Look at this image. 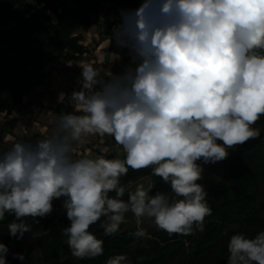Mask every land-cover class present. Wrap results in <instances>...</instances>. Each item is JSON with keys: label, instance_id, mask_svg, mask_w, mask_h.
Instances as JSON below:
<instances>
[{"label": "clouds", "instance_id": "9594fccd", "mask_svg": "<svg viewBox=\"0 0 264 264\" xmlns=\"http://www.w3.org/2000/svg\"><path fill=\"white\" fill-rule=\"evenodd\" d=\"M120 17L112 39L128 50L123 71L102 75L82 63L78 87L58 93L73 111L50 110V134L0 152V221L14 216L8 232L16 240L32 230L26 218L39 223L61 198L71 222L63 235L80 259L104 252L91 225L102 221L104 235H115L129 212L136 238L147 235L145 218L169 235L203 232L212 215L198 183L204 165L261 135L253 125L264 115V0H144ZM93 136L112 137L124 158L88 154ZM145 168L174 195L137 184L124 199L121 177ZM227 247V264H264V231L254 238L237 232ZM9 252L0 242V264ZM106 264L131 262L118 254Z\"/></svg>", "mask_w": 264, "mask_h": 264}, {"label": "trees", "instance_id": "16d2710c", "mask_svg": "<svg viewBox=\"0 0 264 264\" xmlns=\"http://www.w3.org/2000/svg\"><path fill=\"white\" fill-rule=\"evenodd\" d=\"M67 1L0 0V30L13 22L6 32L0 31V114L5 118L0 127V152L22 140L15 134L20 118L12 114L26 102L34 88L41 86L50 73L58 69L53 63L79 61L87 53L89 47L84 43L85 35L79 30L92 25V15H99L108 5V13L114 19L108 24L107 32L112 35L121 20L120 10H135L139 2H144L75 0V6L67 9ZM253 127L261 130L259 138L237 146L223 178L205 185L212 215L205 218L203 232L194 229L190 235H169L156 228L147 232L148 244L143 246L137 244L142 238L130 235L137 230V225L127 226L125 219L118 233L107 236L100 227L101 221L91 225L89 230L103 240V255L63 259L62 250L67 240L63 229L71 222L61 198L53 202V212L46 218H39V223L26 218V223L32 227L26 234H40L38 253L44 259L42 264H106L109 258L127 253L131 264H227V246L233 234L242 232L254 238L258 232L264 231V115ZM5 133L12 136V141H4ZM109 144L117 145L112 137ZM115 157L120 158L115 151L108 156ZM149 175L155 179L150 194L159 191L174 195L170 185L153 175L151 168L129 169L120 182L126 188ZM130 215L129 212L126 217ZM13 221L14 216L8 214L0 221V242L10 249L8 264H36V253L31 249L25 252L22 241L10 237L8 224ZM15 253H23L25 260L14 258Z\"/></svg>", "mask_w": 264, "mask_h": 264}, {"label": "rangeland", "instance_id": "374dc122", "mask_svg": "<svg viewBox=\"0 0 264 264\" xmlns=\"http://www.w3.org/2000/svg\"><path fill=\"white\" fill-rule=\"evenodd\" d=\"M142 3L143 2L138 3L137 9L141 6ZM75 4H76L75 0H68L65 4V7L68 9L70 7L75 6ZM54 18H56V17L54 16ZM91 18L93 21L92 25H90V27H88V28L84 27L79 31L83 32L85 35L84 43H85V45H88V47H89L87 53L91 52V48L93 49V51H95L97 49V47H98V49H100V50L95 51L96 53H99L98 59H100L99 62H96V64H98V66H99L100 64L104 63L102 68L99 67V69L101 70L100 72H106V70L109 71L108 70V64H107V62H109V60L106 57L107 56V54H106L107 48H105L106 50L104 51L101 44L100 43L97 44V41L103 40L105 37L106 38L110 37V33L107 32V26L114 19V16H112L111 14L108 13V5H107V7L104 10H101L99 15H92ZM97 18H98V20H97ZM12 24H13V22L7 24L6 26L2 27L1 28L2 30H0V31L6 32L8 29H10L12 27ZM3 35H5V33ZM89 41H91V42H89ZM108 49H110V48H108ZM118 52L121 53V56L122 55L128 56V50L127 49H125V53H123L124 49L118 50ZM86 55H88V54H86ZM121 56H120V58H121ZM89 58H91V57L89 56ZM96 58H97V56H96ZM110 63H112V62H109V64ZM113 63H115V65L117 67V65L120 62L115 61ZM53 64L57 65L58 69L53 71L52 73H50V75L52 77L49 80V83L45 84V85H47V87H46L47 89H50V86L51 87L52 86L58 87V85H61V84L65 85V83H67V84L69 83L68 73L64 67V64H66V62L56 61ZM109 68L111 69V68H113V66L109 65ZM76 75L77 74H74V76H76ZM34 90H35V88H34ZM45 93L46 92L41 91V93H37V98H35V99H38V101L40 102V104L39 103L36 104V106L38 108V113H35V112L32 113L31 112L30 107H28V105H27V102H30L29 101L30 99L27 97L26 102L23 103L22 105L18 106L14 110V113L12 114V116L15 115V116H18L20 118L19 125L15 128V134L17 136H19L22 140H27L28 138H30V139L35 138L34 135L31 134L29 126L27 125V123H30V125L34 126L33 129L35 132H42V133H43V128L45 129V126H42V125H44V124L49 125L50 124L46 120L47 117L45 118V115H46V109L45 108L48 107L47 104H45L43 102V97H44L43 95H45ZM28 117H31L32 120L30 121L28 119ZM35 117L39 121L38 122L39 124L37 126L34 125L35 124L34 123ZM4 120H5L4 116L0 114V127H1L2 123L4 122ZM41 123H43V124H41ZM103 138L104 137L100 138L102 142L104 140ZM11 139H12V136L8 133H5L4 141H12ZM97 139L98 138H95L94 140H97ZM110 141H111V137H107L106 142L104 141L103 145L100 146L101 152H102V150H106L103 152V154H105L106 157L108 158L110 153L115 151L116 153H118L119 157L121 159H123L125 154H124L122 147H120L119 145L111 146L109 144ZM98 150H99V148H98ZM234 150H231V149L229 150L230 154H229L228 158L225 159L224 161L218 162L216 164L204 165L205 170H204V174H203V179L198 181V183L205 186L208 183L216 182L219 179L223 178V176L225 175V173L227 171L228 161L230 159V156L234 152ZM92 155H96V153H93ZM200 163H202V162H200ZM154 182H155V179L151 175H149V176L143 178L142 180H140L138 182L128 184L125 188L126 191H125L124 199L128 198L127 193L129 191H133L135 189V187L137 186V184H143L145 186V188H149ZM126 221H127V224H126L127 226L136 225V219H135L133 214L126 217ZM141 227H143L146 230V232H149L152 229H156L154 222L152 220L147 219V218L144 219ZM39 236H40V234H25L23 240H21L25 252L28 251L29 249H31L33 252L36 253V255H37V263L36 264H42L44 262L43 257L41 256L40 253H38V252H40V247L38 245ZM137 244L147 246L148 242L146 240V236L143 237ZM70 256H73V255L71 254L70 249L68 248V245L65 242L63 250H62V258L68 259ZM127 256L129 258V260H131L129 253H127Z\"/></svg>", "mask_w": 264, "mask_h": 264}, {"label": "crops", "instance_id": "0c3cea01", "mask_svg": "<svg viewBox=\"0 0 264 264\" xmlns=\"http://www.w3.org/2000/svg\"><path fill=\"white\" fill-rule=\"evenodd\" d=\"M89 42H91V41H89ZM98 43L101 44V46H102L104 51L106 50L105 48H107V50H106L107 56L106 57L108 58L109 62H112L110 64H109V62H107L108 70L110 72H112V73H121L123 71V69L125 68V66H127L129 64V61H130L129 55L128 56H124V55L121 56V53L118 52V50H121V48H119L116 45L115 41L112 39V35L111 34H110L109 38L105 37L103 40L97 41V44ZM108 48H110V49H108ZM96 50H100V49H98V47H97ZM95 51H93V49L91 48V52L86 53L88 55L85 54L81 60L66 62V64H64V67H65V69H66V71L68 73V78H69V80H68L69 83L68 84L67 83H65V85L61 84V85H58V87H55V86L51 87L50 86V89H47L46 88L47 85H45V84L49 83V80L52 77L51 75H49L48 78L46 79V81L43 84H41V86L36 87L35 90L33 91V93L31 94V96L28 97L30 99L29 100L30 102H27V105H28V107H30L31 112L32 113L33 112L38 113V108H37L36 104H38V103L40 104V102L38 101V99H35V98H37V93H41V91L42 92H46L45 95H43L44 96L43 97V102L45 104H47V106H48V107L45 108L46 109V115H47V116L45 115V118L47 117L46 120L50 124L49 125L48 124L42 125V126H45V129L43 128V133H42V132H35L34 129H33L34 126L30 125V123H27V125L29 126L31 134H33L35 138L39 137V136H44V135L50 134L51 129L53 127V120H52L51 115L49 113L50 110L51 111H55V112H60L62 110L63 111H67V112L73 111L71 106L68 105L69 99L67 97L65 98V103L61 104V103L57 102L58 93L59 92H64V93L70 95L71 92L73 91V89L78 87L77 80H78V78L81 75V68L79 67V65H81L82 63H89L90 62L92 64H95L98 69H99V67L102 68L104 63L100 64L99 66H98V64H96V62H99L100 59H98L99 53H96ZM89 56L91 58H89ZM96 56H97V58H96ZM120 56H121V58H120ZM115 61L116 62L117 61L120 62L117 65V67H116L115 63H113ZM109 65L113 66V68L110 69ZM99 71H101V70L99 69ZM74 74H77V75L74 76ZM28 119L30 121L32 120L31 117H28ZM34 119H35V121L33 120L34 123H35L34 125L37 126L39 124L38 123L39 121L36 119V117ZM41 124H43V123H41ZM95 138H98V139L94 140ZM100 138L101 137H96V136L90 137L88 144L84 146V149L87 150L88 154H90V155H92L93 153H96V155L97 154H101V149H100L101 147L100 146L103 145L104 141L106 142L107 136H105L103 138L104 139L103 142L101 141ZM98 148H99V150H98ZM84 149H82V151H81L82 154H84Z\"/></svg>", "mask_w": 264, "mask_h": 264}, {"label": "water", "instance_id": "95a60500", "mask_svg": "<svg viewBox=\"0 0 264 264\" xmlns=\"http://www.w3.org/2000/svg\"><path fill=\"white\" fill-rule=\"evenodd\" d=\"M123 53H125V49H124V52Z\"/></svg>", "mask_w": 264, "mask_h": 264}, {"label": "built area", "instance_id": "2783aa9c", "mask_svg": "<svg viewBox=\"0 0 264 264\" xmlns=\"http://www.w3.org/2000/svg\"><path fill=\"white\" fill-rule=\"evenodd\" d=\"M30 138H28L27 140H29Z\"/></svg>", "mask_w": 264, "mask_h": 264}]
</instances>
